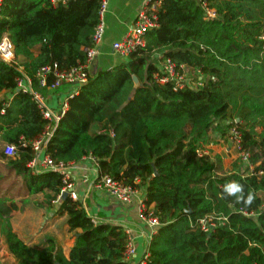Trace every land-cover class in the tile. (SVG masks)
<instances>
[{"label":"trees","instance_id":"trees-1","mask_svg":"<svg viewBox=\"0 0 264 264\" xmlns=\"http://www.w3.org/2000/svg\"><path fill=\"white\" fill-rule=\"evenodd\" d=\"M100 4L3 2L0 37H8L16 60L0 61V93L12 94L0 101V161L23 180L28 196L42 194L51 206L63 187L62 177L53 171L32 174L28 168L35 155L31 143L49 127L44 154L55 164L90 156L99 176L124 185L139 180L135 186L145 190V203L154 204L161 224L148 246L146 264H264L262 168L246 175V164L236 160L231 171H224L220 156H197L214 142L208 133L224 135L230 122L241 134L249 162L264 157V0H210L216 18L209 21L194 0H163L157 27L144 36L145 48L89 76L68 99L57 125L49 123L33 95L19 90L17 81L28 78L32 90L44 96L47 88L36 81L41 68L57 65L65 71L85 63ZM154 53L198 70L203 85L182 91L158 85L150 59ZM53 80L49 75L47 85ZM8 146L15 148L14 157L6 156ZM231 182L242 185L243 193L225 192ZM15 210L14 203L0 197V235L17 264H129L123 256L124 230L93 225L81 202L65 198L57 209L66 216L68 232L81 231L67 257L52 237L37 246L19 239L10 223ZM206 215L227 221L204 234L196 223Z\"/></svg>","mask_w":264,"mask_h":264},{"label":"built area","instance_id":"built-area-1","mask_svg":"<svg viewBox=\"0 0 264 264\" xmlns=\"http://www.w3.org/2000/svg\"><path fill=\"white\" fill-rule=\"evenodd\" d=\"M6 0H0V9L3 2ZM70 0H51L53 5L57 3L65 4ZM163 0H143L138 7L135 17L128 28L127 32L122 39L111 43V51L114 55L119 58L126 59L132 54L138 53L141 49L145 48L146 42L144 39L145 34L157 27V11ZM203 12L204 20L209 21L216 18V12L209 6L210 0H194ZM108 0H101L99 7V24L94 29L92 36V46L85 50L86 60L85 63L77 65L69 70L59 71L57 65L47 66L41 68L36 74V81L38 86L41 88L46 87L48 91H55L67 85L69 89L68 96L61 103L58 111H54L48 107L43 97L34 92L31 88V82L28 78L24 77L18 79L17 88L23 92H30L33 95L34 100L38 104V108L43 118L49 123L57 125L61 117L64 115L68 108L67 101L72 98L79 87L86 84L89 78V67L93 63L94 58L99 53V48L104 38V16L107 12ZM155 54V53H154ZM14 49L6 35L0 37V61L5 64H15ZM155 65L156 71L153 75L154 81L158 85H170L173 91H182L185 89L198 90L203 85V76L198 70H193L185 66L184 64H177L170 58L164 57L163 54L157 53V60ZM52 75L54 80L50 85H47L48 76ZM193 76V78H192ZM8 100V99H7ZM7 105V102H4ZM1 113H4V109H1ZM228 124V125H227ZM225 126V133L223 136H217L214 134V142L223 144L226 141L230 144V148L236 153L235 160H241L246 164L247 173L246 175H254L255 169L261 167L258 171L261 175L264 173V157H262L257 163L252 164L250 161V154L243 150L241 142V134L238 129L230 122ZM50 128L47 127L43 135L37 140L31 143V147L34 152V158L28 164V168L32 174H38L45 171H53L62 177L63 187L61 188L59 196L53 203L61 202L62 194L67 193L68 197L72 201H78L77 194L73 189V183L71 174L68 170V166H72L75 162L68 164H55L52 159L44 154L45 142L51 136ZM215 142V143H216ZM213 144V143H211ZM7 157H14L16 150L13 146H8L5 149ZM209 144L197 151L198 157L209 156L208 154ZM229 150V149H228ZM83 159H89L94 164L96 160L92 157H85ZM82 159V160H83ZM97 166V164H96ZM98 169V168H97ZM86 181V178H84ZM139 184V180L134 181V185H124L123 183L116 181L108 175L99 176L92 183V190L97 192H103L114 199V201L121 204H129L132 202L137 203L140 222L145 225L149 232L150 237L148 240V246L152 240L153 235L156 234L161 224L158 218L154 215V204L147 205L145 190L135 185ZM244 216H253L245 212H240ZM227 221L226 217H214L213 215H206L201 218L197 223L196 227L204 234H209L216 227L225 224ZM93 225H97V222L91 218ZM127 235V234H126ZM135 240L134 238L127 235V241L124 247L123 256L127 263L133 261L135 256ZM148 258V247L144 256L142 257L139 264H146Z\"/></svg>","mask_w":264,"mask_h":264},{"label":"crops","instance_id":"crops-1","mask_svg":"<svg viewBox=\"0 0 264 264\" xmlns=\"http://www.w3.org/2000/svg\"><path fill=\"white\" fill-rule=\"evenodd\" d=\"M142 1L143 0L115 1L112 8L113 12H109V18L107 21L104 19V38L99 48V53L96 56L97 72L100 70L98 68L99 64L105 66L106 69H110L126 60L119 58L112 53L111 43L122 39L125 35ZM150 59L152 64L155 66L158 62L156 61L157 53L153 54ZM69 89L70 88H68L67 85H63L55 91H48L46 95L42 97L49 108L54 111H58L61 103H63L64 99L68 96ZM11 97V92L3 91L0 93V101L11 99ZM221 148V144L217 142L209 144V156L213 157L219 154L218 156H220L222 160L223 158L220 155L222 150ZM228 149L229 148L226 147L224 151L231 154L232 149ZM68 170L71 174L73 189L77 194L78 202L85 205L88 216L95 220L97 225L109 224L119 226L127 235L134 238L136 252L134 259L130 262V264H139L147 251L150 232L148 228L140 222L137 203L132 202L129 204H121L114 201L113 198L103 192L92 190V183L98 177V169L96 164L89 159H83L79 162H75L72 166H68ZM84 178H86V181H84ZM15 206L17 210L18 206ZM38 206L40 207V216L42 217L41 227L38 231H32L28 224H16L15 226L11 224L12 231L19 239L30 246L41 245L45 241L46 237H52L62 248L64 255L67 257L74 244L76 233H80L81 231L76 230L74 232H68L66 216L57 214L59 203L52 202V205L49 206L50 211L48 213V217H46L44 211L45 208L40 204ZM24 216H27L26 211L24 212ZM58 224H61V229H57L58 227L56 226H58ZM0 241L3 242L2 240ZM4 248L5 250H3V256L4 254L6 256L5 264H17L16 260L7 252L6 246ZM3 262L4 259H1L0 263L3 264Z\"/></svg>","mask_w":264,"mask_h":264},{"label":"rangeland","instance_id":"rangeland-1","mask_svg":"<svg viewBox=\"0 0 264 264\" xmlns=\"http://www.w3.org/2000/svg\"><path fill=\"white\" fill-rule=\"evenodd\" d=\"M116 0H108L109 6L107 8V12L105 14L104 19L107 21L109 18V12H113V6ZM104 20V21H105ZM131 25V24H130ZM130 27V26H129ZM128 30V29H127ZM123 38V37H122ZM98 68L100 70L106 69L105 66L99 64ZM193 78V76H192ZM214 134L212 131L208 133L210 139L212 141L214 138ZM220 134V133H219ZM218 134V135H219ZM217 135V136H218ZM221 135V134H220ZM219 135V136H220ZM223 136V135H221ZM220 136V137H221ZM215 143V142H214ZM221 157L222 159V167L224 171H231L232 165L236 161V153L232 149L231 154L226 153L224 149L227 147L230 148V144L226 141L221 144ZM2 148V144L0 142V149ZM218 148V147H217ZM219 155V154H217ZM225 167V168H224ZM0 197H5L9 202L15 203L18 206L17 210L13 211L10 215V223L15 226L16 224H28L31 227L32 231H38L41 227L42 217L40 216V207L39 204L45 208L46 217H48V213L50 211V207L46 205L45 197L42 195L28 196L26 194L25 186L23 184V180L16 177V175L12 172H9L6 168L5 164L0 161ZM19 210V211H18ZM26 211L27 216H24V212ZM47 222V221H46ZM57 229H61V224H58ZM0 240L3 241L2 237ZM4 242L0 241V260L4 259L3 264L6 263V256H3V250H5ZM4 248V249H3ZM2 264V263H0Z\"/></svg>","mask_w":264,"mask_h":264},{"label":"water","instance_id":"water-1","mask_svg":"<svg viewBox=\"0 0 264 264\" xmlns=\"http://www.w3.org/2000/svg\"><path fill=\"white\" fill-rule=\"evenodd\" d=\"M97 74V57H95L94 58V61H93V63L90 65V67H89V75L91 76V77H93V76H95ZM132 81H133V83H134V87L135 88H138L139 87V81H138V79L135 77V76H133L132 77ZM236 122H238V120H236ZM153 175L154 176H156L157 175V172H156V170L155 169H153ZM68 197V194L67 193H64V194H62V196H61V198H62V200L63 199H65V198H67Z\"/></svg>","mask_w":264,"mask_h":264},{"label":"clouds","instance_id":"clouds-1","mask_svg":"<svg viewBox=\"0 0 264 264\" xmlns=\"http://www.w3.org/2000/svg\"><path fill=\"white\" fill-rule=\"evenodd\" d=\"M225 192H227L229 195H234L236 193H243V186L238 184L237 182H231L230 184L225 186ZM242 198V196L240 197ZM239 199V198H238ZM252 197H248V202H251Z\"/></svg>","mask_w":264,"mask_h":264}]
</instances>
